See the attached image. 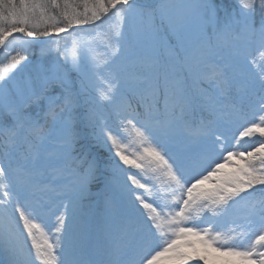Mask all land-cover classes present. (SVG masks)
<instances>
[{
  "label": "snow or ice",
  "instance_id": "obj_1",
  "mask_svg": "<svg viewBox=\"0 0 264 264\" xmlns=\"http://www.w3.org/2000/svg\"><path fill=\"white\" fill-rule=\"evenodd\" d=\"M238 4L0 0V264H264V0Z\"/></svg>",
  "mask_w": 264,
  "mask_h": 264
},
{
  "label": "trees",
  "instance_id": "obj_2",
  "mask_svg": "<svg viewBox=\"0 0 264 264\" xmlns=\"http://www.w3.org/2000/svg\"><path fill=\"white\" fill-rule=\"evenodd\" d=\"M213 3L216 5L217 15L219 17H222L223 14L224 16L228 17L230 15H238L239 13L237 9L238 5L236 3V0H213ZM163 33H164L163 39L165 43L175 44L176 42L175 38L169 33L168 30H165ZM32 51L33 52L31 54V59L35 60L39 56L38 53L40 51V46L36 45ZM2 62H3V56L0 54V64H2ZM72 75H74V73H72ZM72 75H71V79L74 78V76ZM257 115L259 114L257 113ZM82 144H83V149L89 152L92 156H94L100 162L101 165H104L108 161L110 153L108 151V148L105 147L103 144L97 143L95 140L89 138L87 134L85 135V139L82 141ZM131 150L134 151L135 149L132 148ZM132 170L133 172L138 171L136 169H132ZM256 195H257V198L261 196L260 193H257ZM0 261H6V257L3 255H0Z\"/></svg>",
  "mask_w": 264,
  "mask_h": 264
},
{
  "label": "rangeland",
  "instance_id": "obj_3",
  "mask_svg": "<svg viewBox=\"0 0 264 264\" xmlns=\"http://www.w3.org/2000/svg\"><path fill=\"white\" fill-rule=\"evenodd\" d=\"M236 3H237V5H238L237 9H238V11H239L238 0H236ZM219 18H220L221 20H223L224 18H226V16H224V14H223L222 17H219ZM157 23L160 25V31H159V33H158V39H159L160 51H161V53L163 54L164 51H165V44H166L165 41H164V39H163V36H164V33H163V32H164L165 30H168V28H167V25H166V24H160L159 21H157ZM34 47H35V46H34ZM34 47H33V48H34ZM66 47H67V49H69V51H68V55L71 56V51H70V49H71V44L69 43ZM33 48L28 52L29 54H28V53H24L23 51H21V54H22V55H28L29 60L32 61V64L29 65L28 69H26L24 73H19V74L17 75V79H22L25 75L31 73L32 70L34 69V67H35V63H36V61L38 60L39 56H38V58L35 59V60H32V59H31V54H32V52H33V51H32ZM61 48H62V50L65 48L64 42H61ZM17 50H20V49L18 48V46H17ZM96 52H97L98 54L102 55L103 52H104L103 47H99V48H97V49H96ZM38 54H39V53H38ZM1 55L3 56L2 53H1ZM253 55H254V56H258V55H259V52H258V51H254V52H253ZM51 59H52V57H50V56H49V57H46V58H45V62H47L48 60H51ZM4 62H5V60L3 59V62H2V63H4ZM72 76H74V78H73L72 80L75 81V80H76V74L74 73V75H72ZM245 126H246V125H245ZM233 130H234V135L238 136V135H239V131L242 130V127L239 128V129H236V128L234 127ZM132 148L135 149L136 146L133 145ZM241 150H242V149H241ZM237 162H238V161H237ZM232 170H233V169H232L230 166H227V165H226L223 171H224V172H231ZM132 172H133V170H132ZM133 173H136V172L134 171ZM164 181H165V177H163V175H161V176L159 177V179H156L155 177H152L151 174L149 173L148 183H149V185H156V188L154 189L155 191H159V190H160V186L164 184ZM212 186H213L212 182H205V184L203 185V187H206V188H210V187H212ZM169 199H170V197H169ZM38 222H39V221H38ZM202 226H206V225H202ZM231 226H232V225H231L230 223H227V222H225V223L222 225L223 228H228V227H231ZM209 264H211V256L209 257Z\"/></svg>",
  "mask_w": 264,
  "mask_h": 264
}]
</instances>
